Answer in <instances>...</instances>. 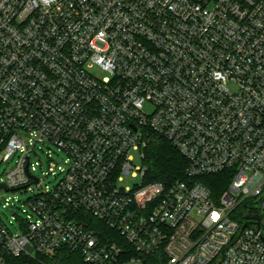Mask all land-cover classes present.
<instances>
[{"label": "built area", "instance_id": "built-area-1", "mask_svg": "<svg viewBox=\"0 0 264 264\" xmlns=\"http://www.w3.org/2000/svg\"><path fill=\"white\" fill-rule=\"evenodd\" d=\"M152 134L184 179H145ZM41 141L67 157L47 191ZM0 154V189L36 186L32 221L0 216V264H264V0H0Z\"/></svg>", "mask_w": 264, "mask_h": 264}, {"label": "trees", "instance_id": "trees-1", "mask_svg": "<svg viewBox=\"0 0 264 264\" xmlns=\"http://www.w3.org/2000/svg\"><path fill=\"white\" fill-rule=\"evenodd\" d=\"M143 163L146 167L145 179L148 181L171 182L185 178V158L166 138L152 134L144 147ZM214 193H219L224 187L228 178L224 173L211 176L199 177ZM92 224L99 230L109 231V228L102 222L91 217ZM7 264H89L83 261L78 251L61 249L55 256L46 257L43 255L28 256L20 254L9 257ZM149 264H158V258H149Z\"/></svg>", "mask_w": 264, "mask_h": 264}, {"label": "rangeland", "instance_id": "rangeland-1", "mask_svg": "<svg viewBox=\"0 0 264 264\" xmlns=\"http://www.w3.org/2000/svg\"><path fill=\"white\" fill-rule=\"evenodd\" d=\"M95 72L100 76L103 75L97 70ZM145 109L149 110L146 106ZM66 158V154L51 142L41 141L35 143L34 151L30 155L31 170L37 177L41 178L43 190H49L62 178L63 172H60V168L63 167ZM15 162V157L8 162H0V181L4 179L6 169L13 166ZM51 163L56 165L53 173L48 172V165ZM134 163L144 164L138 154L135 155ZM126 182L129 183L130 181L126 180ZM35 191V185L16 190L0 189V216L11 232L16 233L18 231L21 220H33L28 207V199L33 196Z\"/></svg>", "mask_w": 264, "mask_h": 264}, {"label": "water", "instance_id": "water-1", "mask_svg": "<svg viewBox=\"0 0 264 264\" xmlns=\"http://www.w3.org/2000/svg\"><path fill=\"white\" fill-rule=\"evenodd\" d=\"M3 188H6V187L3 186ZM247 216H250V214H248Z\"/></svg>", "mask_w": 264, "mask_h": 264}, {"label": "snow or ice", "instance_id": "snow-or-ice-1", "mask_svg": "<svg viewBox=\"0 0 264 264\" xmlns=\"http://www.w3.org/2000/svg\"><path fill=\"white\" fill-rule=\"evenodd\" d=\"M215 216V214H213Z\"/></svg>", "mask_w": 264, "mask_h": 264}]
</instances>
